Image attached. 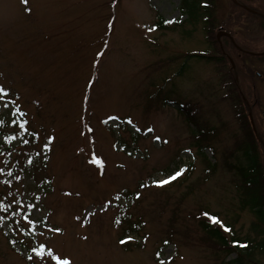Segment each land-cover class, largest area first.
Instances as JSON below:
<instances>
[{
    "label": "rangeland",
    "instance_id": "obj_1",
    "mask_svg": "<svg viewBox=\"0 0 264 264\" xmlns=\"http://www.w3.org/2000/svg\"><path fill=\"white\" fill-rule=\"evenodd\" d=\"M233 10L230 0H0V84L10 89L0 98V173L22 194L16 212L11 203L0 215V264H55L12 247V224L70 264H264V220L243 207L254 157L225 68L208 58L211 31ZM250 46L248 60L263 56ZM16 113L21 137L9 140L2 129ZM29 154L46 162L37 175L23 168ZM202 210L246 240L242 261L204 240Z\"/></svg>",
    "mask_w": 264,
    "mask_h": 264
},
{
    "label": "trees",
    "instance_id": "obj_2",
    "mask_svg": "<svg viewBox=\"0 0 264 264\" xmlns=\"http://www.w3.org/2000/svg\"><path fill=\"white\" fill-rule=\"evenodd\" d=\"M233 4V3H232ZM163 22V21H161ZM166 22V21H164ZM159 23V22H158ZM218 29V28H217ZM217 29L215 28L213 31H211V35L213 36V43L215 44V51H216V55H211L208 56L209 59H214L216 60L220 66L222 67V69L225 68L224 70V74H226V81L229 82V80H231V77L233 76V73H231V70L235 71V67L233 66V63L231 61V59L225 58L224 56L218 55L221 54L223 49L220 48L219 42L215 36V33L217 32ZM238 52V50H234V52H232L231 57L233 58V60L235 61V66H237L239 63H237V56L236 53ZM237 70V69H236ZM227 85V84H226ZM0 86H2L0 84ZM229 88V92H230V99L231 101L234 102L233 108L236 106L235 104L237 103V98L234 95V91H235V87L232 86L230 83L229 85H227ZM3 87V86H2ZM4 92H0V98L2 96H7V93L10 92L9 88H5ZM14 97L18 96V93L16 91H14L13 93ZM13 99V98H12ZM16 99V98H15ZM235 105V106H234ZM16 110L21 111L22 113H25L26 111L20 107L19 104H16L15 106ZM18 111V112H19ZM16 118L13 121V119L11 120L12 125H14L12 127V129L9 130V128H5L2 129L3 134H5V136L10 140V139H14V137L16 135H19L21 137V134H18L19 131L22 130L24 123L22 121H20V116L19 113H16ZM239 118H240V123H242L243 128L245 129V133L246 135H248V140H247V144L249 145V149H248V153L250 155H252L254 157V167L257 170V177L252 179H249V177H246V179H248L251 182V186L247 189V195H248V201H244L243 207H247L249 208L253 213L258 214V216L264 220V149L263 147H258L257 144H254L253 142V135H254V131L252 130L251 124H250V120H249V116H247V112H240L238 114ZM16 123H19V126H21V128L18 130V125ZM0 126L4 127V124L2 122H0ZM11 124V123H10ZM9 124V125H10ZM8 147L7 152L10 154L12 151V146H8L7 144L5 145ZM32 155V154H31ZM30 154L26 157H24L22 159V164H23V168L25 169L26 167L28 168L29 171H33L35 172L34 175L36 174L37 169L39 168V166L41 164L46 163L45 161H41V163L39 164L37 162V157L35 155H32L29 158ZM11 158V156L9 157V159ZM19 157L15 158V164H19L20 165V161L17 160ZM9 159H5L4 162H7V160ZM45 159V158H44ZM32 164V165H31ZM20 167V166H19ZM32 167V168H30ZM2 169L5 171V174H1L0 175V182L3 186V188L0 189V215L3 213L4 211V207L6 205H11V203L14 205V211L16 212V210L19 208V206L22 204V194H18V193H13L12 191L9 190L10 188V179L11 177L6 173V168L2 167ZM36 170V171H35ZM37 175V174H36ZM256 181H259L258 185L256 183ZM48 187V186H47ZM13 193V194H12ZM10 195L14 196L15 198H13V201H11L9 199ZM251 199V201H250ZM11 205V206H13ZM17 206V207H16ZM10 212L5 213L4 215L7 216ZM205 213H207V215H205ZM216 217L219 221V214L218 212H206L204 210L201 211L200 214L196 213L194 215L195 218H197V222L199 225L200 230L205 234L204 240L208 241L211 243L212 246H214L217 250L219 251H225L226 254H231L235 251L238 252V256L234 259L237 261H242L243 260V246L241 245H246V240L244 238H242V236H240L239 234L236 235L234 231H232L231 235H228L227 232L229 231V225L225 224L223 222L220 221V223H215L212 221L211 217ZM131 219V217H130ZM119 220L121 223L129 220V219H123L122 217H119ZM123 220V221H122ZM129 222V221H128ZM137 224H139V221H134L133 223L130 222L128 224L127 229L128 230H132V228L134 226H137ZM228 229V230H226ZM12 231H13V235L10 237L8 236V239L10 240L11 246L15 247L18 242H21L24 244V246H29V251L32 253V255H35V253H33L32 249L33 248H38L40 245L34 246L33 244L29 245L28 242L26 241L28 238L26 237V235H21L19 236L18 233L20 232L16 226H13L12 224ZM33 238V236H31ZM34 241V238H33ZM44 245V244H41ZM47 248V246H46ZM162 248V245L158 246V249L156 251V260L158 262L161 261L160 259V249ZM159 254V255H158ZM241 264H243L241 262Z\"/></svg>",
    "mask_w": 264,
    "mask_h": 264
},
{
    "label": "flooded vegetation",
    "instance_id": "obj_3",
    "mask_svg": "<svg viewBox=\"0 0 264 264\" xmlns=\"http://www.w3.org/2000/svg\"><path fill=\"white\" fill-rule=\"evenodd\" d=\"M230 2L234 7L231 11L232 15L230 14L228 22H223L217 29V32L225 31V34L218 39L220 48L223 49L218 55L230 59L232 52L238 50L236 58L239 64L235 66L233 60L235 71L231 70L233 76L229 80V83L235 87L234 95L237 98L234 112L237 116L239 111L247 112L254 131L253 143L264 149V0H230ZM242 27L246 28L245 33L252 31L257 32L258 35L247 38L241 30ZM250 45L256 48L263 47L253 52V55L263 56L248 60L243 53H247L245 50L251 47ZM237 72H240L241 79L237 77ZM232 103L234 104L233 101ZM238 120H240L239 116Z\"/></svg>",
    "mask_w": 264,
    "mask_h": 264
},
{
    "label": "snow or ice",
    "instance_id": "obj_4",
    "mask_svg": "<svg viewBox=\"0 0 264 264\" xmlns=\"http://www.w3.org/2000/svg\"><path fill=\"white\" fill-rule=\"evenodd\" d=\"M22 3H24L25 5H27L28 0H22ZM28 11H31L30 9H27ZM151 30V29H150ZM98 55H102V53H98ZM5 89L0 86V92H4ZM110 119H118V117H110ZM127 122L129 124H132V120L131 118L127 119ZM23 126V125H21ZM91 131V129H89ZM137 131H141V129L137 128ZM143 131H146L148 133H152L154 131V129H152L151 127L147 128V129H143ZM154 139H156L157 141L160 140L159 136H155ZM45 147H47V145H45ZM93 163L99 165L101 168H103V160L96 157L95 155H93ZM185 171L184 168H180L177 171H175L172 175H170L167 179L161 178L159 180H154L153 184L157 185V186H163L167 183H169L171 180H175L177 177L181 176L183 174V172ZM142 187H144L145 185H141ZM137 197H139V193L136 194ZM205 215H207V213H205ZM212 221L215 223H220V221L216 218V217H211ZM29 223L31 224L32 221L30 220ZM55 231L59 232L60 229L56 228L54 229ZM228 230V229H226ZM134 239L133 237L129 236L126 238V240L121 241V243H126L127 241H130ZM165 243H167V241H165ZM241 246H246V245H241ZM33 253L36 254L37 257H39L42 261L45 259V252H47V257L50 258L51 261H55V264H70V261L68 259H61L60 256L54 254L52 249L46 248L45 245H40L38 248H33L32 249ZM159 255V254H158ZM28 259L31 261L33 259L32 256H29ZM161 264H163V262H161Z\"/></svg>",
    "mask_w": 264,
    "mask_h": 264
},
{
    "label": "water",
    "instance_id": "obj_5",
    "mask_svg": "<svg viewBox=\"0 0 264 264\" xmlns=\"http://www.w3.org/2000/svg\"><path fill=\"white\" fill-rule=\"evenodd\" d=\"M224 34H225V31H219L218 34H217V38L220 39V37H221L222 35H224ZM228 35H229V34H228Z\"/></svg>",
    "mask_w": 264,
    "mask_h": 264
}]
</instances>
